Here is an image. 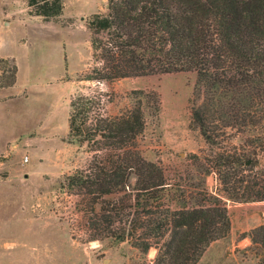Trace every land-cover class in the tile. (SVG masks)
Returning a JSON list of instances; mask_svg holds the SVG:
<instances>
[{
    "label": "trees",
    "instance_id": "trees-1",
    "mask_svg": "<svg viewBox=\"0 0 264 264\" xmlns=\"http://www.w3.org/2000/svg\"><path fill=\"white\" fill-rule=\"evenodd\" d=\"M27 7L51 21L65 0H27ZM87 25L95 63L89 80L196 73L191 124L209 151L189 154L188 169L172 178L137 147L147 114L160 116L157 92L134 90L133 105L116 115L107 114L101 94L78 92L67 141L94 156L61 185L81 196L92 240H130L144 253L155 246L154 264H197L231 234L226 199L264 201V0H107V11ZM17 73L15 58H0V88L14 85ZM240 133L250 135L232 144ZM242 237L259 247L264 264V223Z\"/></svg>",
    "mask_w": 264,
    "mask_h": 264
},
{
    "label": "rangeland",
    "instance_id": "rangeland-1",
    "mask_svg": "<svg viewBox=\"0 0 264 264\" xmlns=\"http://www.w3.org/2000/svg\"><path fill=\"white\" fill-rule=\"evenodd\" d=\"M105 11L107 0H65L63 14L44 21L29 18L27 0H0V57L17 59L14 89L21 91L0 102V264H154L155 246L144 253L130 240H92L81 196L61 185L94 156L87 145L67 141L76 93L101 94L107 114L116 115L133 105L134 90L157 92L160 116L147 114L137 147L172 178L188 169L189 154L209 151L191 124L195 72L87 78L95 64L88 19ZM247 135L231 143L241 144ZM207 185L217 190L215 175ZM226 201L231 234L211 243L197 264H259L263 252L242 236L264 223V201Z\"/></svg>",
    "mask_w": 264,
    "mask_h": 264
},
{
    "label": "crops",
    "instance_id": "crops-1",
    "mask_svg": "<svg viewBox=\"0 0 264 264\" xmlns=\"http://www.w3.org/2000/svg\"><path fill=\"white\" fill-rule=\"evenodd\" d=\"M33 17H36V18H33ZM37 17H39V16L30 15L29 18L37 19ZM0 25H2V24H0ZM24 39H26V38H24ZM24 39H22V41ZM0 58H15V57H12L10 55H6V56L0 57ZM15 60H16V63L18 65V62H17V59L16 58H15ZM19 70L20 69H19V65H18L17 81H16V83L14 85L0 88V102H9L10 99H12L13 96H15V95H17V94H19L21 92V91L15 92V89H14L18 85ZM244 239H245V243H246V241L250 242V239L249 238H244ZM71 264H74V262H72Z\"/></svg>",
    "mask_w": 264,
    "mask_h": 264
},
{
    "label": "built area",
    "instance_id": "built-area-1",
    "mask_svg": "<svg viewBox=\"0 0 264 264\" xmlns=\"http://www.w3.org/2000/svg\"><path fill=\"white\" fill-rule=\"evenodd\" d=\"M29 158L27 157V160H28Z\"/></svg>",
    "mask_w": 264,
    "mask_h": 264
}]
</instances>
